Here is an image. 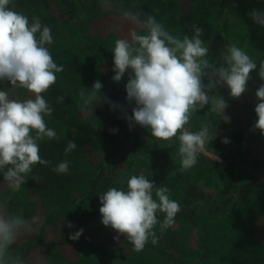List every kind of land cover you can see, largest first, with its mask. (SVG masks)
Wrapping results in <instances>:
<instances>
[{
	"label": "trees",
	"instance_id": "obj_1",
	"mask_svg": "<svg viewBox=\"0 0 264 264\" xmlns=\"http://www.w3.org/2000/svg\"><path fill=\"white\" fill-rule=\"evenodd\" d=\"M12 3L30 21L35 15L51 28L49 50L64 66L56 83L42 94L53 109L45 120L57 138L40 141V155L52 163L34 166L19 189H12L0 172V213L23 215L29 224L10 248L18 264H264V135L254 127L259 102L255 93L264 83L258 76L264 27L249 15L264 11V0H112L114 11H100L91 0ZM124 12L140 13L141 18L153 15L181 38L191 36L190 26L196 24L203 29L213 60L236 44L257 63L240 98H232L226 86L209 93L225 100L228 122L205 106L188 125L191 131L203 124L215 129L216 138L206 144V152L218 160L202 153L193 168L182 172L178 141L157 140L148 129L130 126L127 118L135 103L127 100L129 73L118 83L112 79L115 41L128 38L136 27ZM95 81L103 85L102 100L93 108L83 107L79 92L91 91ZM61 96L64 102L58 103ZM70 140L77 147L65 155ZM65 160L70 162L67 174L53 171ZM140 174L166 186L181 210L162 235L158 226L154 229L157 245L149 242L136 252L124 236L117 239L118 234L101 223L99 195L109 187L126 189L127 180ZM212 176L223 183L218 194L210 187ZM52 209L59 217L43 228ZM157 218L163 221L164 216L158 213ZM96 227L108 231L110 242H96ZM80 229L78 239H69Z\"/></svg>",
	"mask_w": 264,
	"mask_h": 264
},
{
	"label": "clouds",
	"instance_id": "obj_2",
	"mask_svg": "<svg viewBox=\"0 0 264 264\" xmlns=\"http://www.w3.org/2000/svg\"><path fill=\"white\" fill-rule=\"evenodd\" d=\"M14 9L12 0H0V82L26 90L31 98H10L8 91L0 90V172L12 189H19L34 166L52 163L40 155L39 142L57 138L46 123L45 118L51 117L53 109L42 94L56 83L64 66L54 61L49 50L53 44L51 28L43 25L38 16L33 15L30 21ZM123 15L136 27L129 31L128 38L115 41L112 79L118 83L129 73L127 100L135 103L127 118L129 124L148 129L157 140L178 141L180 171H187L197 164L206 144L216 138L215 129L210 131L208 124L198 131L189 130L193 115L210 106L209 111L228 122L230 118L224 116L228 107L225 100L209 93L226 86L232 98H240L257 63L236 44L229 45L213 60L202 39L203 29L196 24L190 26L191 36L184 34L181 38L171 34L153 15ZM249 15L254 23L264 27V11L253 10ZM258 76L264 81V61L259 63ZM102 87L95 81L91 91L81 88L82 106L93 108L99 103ZM255 95L259 102L254 127L264 135V83ZM57 102L63 103L64 98L58 97ZM76 147L73 140L68 141L65 155ZM69 163L59 162L53 171L67 174ZM99 201L101 223L113 229L117 239L124 236L136 252L143 251L149 242L157 245L159 236L154 229L158 226L162 235L174 225L181 210L166 186H157L143 174L132 175L126 189L109 187L99 195ZM158 213L163 214V221L158 220ZM27 227L23 215L0 213V264H18L10 248L20 230ZM82 232L80 229L69 239H78Z\"/></svg>",
	"mask_w": 264,
	"mask_h": 264
},
{
	"label": "rangeland",
	"instance_id": "obj_3",
	"mask_svg": "<svg viewBox=\"0 0 264 264\" xmlns=\"http://www.w3.org/2000/svg\"><path fill=\"white\" fill-rule=\"evenodd\" d=\"M93 6L98 7V9H100V11L102 10H110V11H114V6L112 4V0H91ZM117 29V28H116ZM118 30V29H117ZM116 30V31H117ZM119 32V31H117ZM0 90H6L9 92V95H13V96H18L20 97L22 100L23 99H27V98H31V94L28 93L26 90L24 89H20V88H15L12 87L10 84H8L7 82H0ZM178 164V162H175V166ZM210 187L212 189V191H215V194H218V192L222 191V181L218 180L215 176H212L210 178ZM59 217V213L57 209H52L49 212L48 215V221L47 224L43 226V228L47 227V226H52L56 223L57 219ZM255 218H257L255 216ZM256 220V219H253ZM95 237H96V242L99 244H107L108 242H110V236L108 235V231L106 229H101L96 227L95 228Z\"/></svg>",
	"mask_w": 264,
	"mask_h": 264
},
{
	"label": "built area",
	"instance_id": "obj_4",
	"mask_svg": "<svg viewBox=\"0 0 264 264\" xmlns=\"http://www.w3.org/2000/svg\"><path fill=\"white\" fill-rule=\"evenodd\" d=\"M204 155H207V156H209V157H211L212 159H214V160H218L215 156H212L210 153H208V152H204L203 153Z\"/></svg>",
	"mask_w": 264,
	"mask_h": 264
}]
</instances>
